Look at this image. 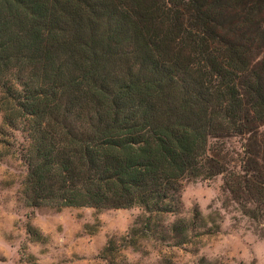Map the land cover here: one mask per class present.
I'll list each match as a JSON object with an SVG mask.
<instances>
[{
  "label": "trees",
  "instance_id": "1",
  "mask_svg": "<svg viewBox=\"0 0 264 264\" xmlns=\"http://www.w3.org/2000/svg\"><path fill=\"white\" fill-rule=\"evenodd\" d=\"M0 89L27 206L142 211L109 264L194 245L186 182L264 224V0H0Z\"/></svg>",
  "mask_w": 264,
  "mask_h": 264
},
{
  "label": "rangeland",
  "instance_id": "2",
  "mask_svg": "<svg viewBox=\"0 0 264 264\" xmlns=\"http://www.w3.org/2000/svg\"><path fill=\"white\" fill-rule=\"evenodd\" d=\"M0 89V264H109L101 258L110 239H119L133 226L138 208L29 207L22 191L27 168L20 150L26 133L3 124ZM229 144L238 148L237 139ZM222 178L184 184L179 214L165 220L199 216L203 234L194 245L166 248L141 241L139 249H121L117 264H264V224L225 204ZM111 262V259H109Z\"/></svg>",
  "mask_w": 264,
  "mask_h": 264
}]
</instances>
